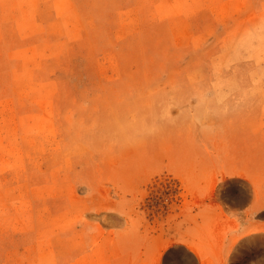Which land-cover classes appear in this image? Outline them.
<instances>
[{
    "label": "rangeland",
    "instance_id": "rangeland-1",
    "mask_svg": "<svg viewBox=\"0 0 264 264\" xmlns=\"http://www.w3.org/2000/svg\"><path fill=\"white\" fill-rule=\"evenodd\" d=\"M175 249L264 264V0H0V264Z\"/></svg>",
    "mask_w": 264,
    "mask_h": 264
},
{
    "label": "bare ground",
    "instance_id": "bare-ground-1",
    "mask_svg": "<svg viewBox=\"0 0 264 264\" xmlns=\"http://www.w3.org/2000/svg\"><path fill=\"white\" fill-rule=\"evenodd\" d=\"M235 182V181H234ZM232 190H229V193H231V195H232V193H233V195H234V190H233V186H232V188H231ZM237 195V194H236ZM237 196H239V195H237ZM241 196V195H240ZM233 198V197H232ZM231 198V199H232ZM235 201V200H234ZM191 250L193 251V252H195V254L197 253V251L194 249V248H191ZM198 254V253H197ZM199 255H201L200 254V252H199ZM176 258L178 259V258H180L182 261H185V259L184 258H181V256H180V253H179V251L177 250V249H175V250H172L171 251V254L169 255V257L167 258V261H168V264H184V263H179L180 262V259H178V261H176ZM191 261V260H190ZM178 262V263H177ZM187 263V262H186Z\"/></svg>",
    "mask_w": 264,
    "mask_h": 264
}]
</instances>
